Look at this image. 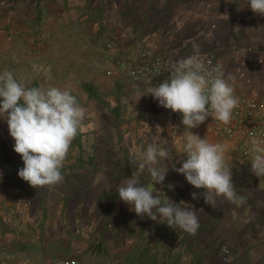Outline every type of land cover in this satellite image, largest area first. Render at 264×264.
Returning a JSON list of instances; mask_svg holds the SVG:
<instances>
[{"label":"crops","instance_id":"obj_1","mask_svg":"<svg viewBox=\"0 0 264 264\" xmlns=\"http://www.w3.org/2000/svg\"><path fill=\"white\" fill-rule=\"evenodd\" d=\"M25 1L0 0V71H12L27 87L70 90L86 116L60 182L34 188L17 175L23 164L0 167V264H209L214 246L201 244L209 233L206 218L189 234L138 216L117 195L120 182L136 170L134 150L147 146L140 140L143 126L163 123L168 131L165 124L173 119L176 144L167 148L173 159L165 160L170 175L153 187L158 194L163 189L162 202L168 187L169 200L184 201L197 213L206 204L204 189L174 170L185 159L177 145L189 134L181 114L150 94L133 101L134 93L158 82L130 77L115 59L134 60L143 48L177 60L207 51L235 97L264 99V15L252 12L245 0H108V6L105 0H76L74 6L69 0H35L39 13L31 16ZM38 21L45 38L34 42L29 33ZM34 64L46 71L36 73ZM99 116L114 125V134L107 135L106 126L99 138L92 133ZM190 131L225 151L244 201L229 215L239 209L245 218L264 220V176L251 171L252 146L243 153L210 119ZM140 180L151 184L147 172Z\"/></svg>","mask_w":264,"mask_h":264},{"label":"clouds","instance_id":"obj_2","mask_svg":"<svg viewBox=\"0 0 264 264\" xmlns=\"http://www.w3.org/2000/svg\"><path fill=\"white\" fill-rule=\"evenodd\" d=\"M244 4L252 12L264 15V0H245ZM32 67L36 73L46 71L42 65ZM203 69L199 54L173 60L167 79L134 93L133 101L150 94L160 106L181 114V124L189 134L177 145V153L183 154L185 159L174 170L194 188L204 189L206 203L213 206L217 197H223L243 204L233 186L231 167L227 166L223 147L190 131L208 117L228 124L238 103L234 89L226 79L222 76L210 78ZM85 116L86 109L70 90L54 85L27 87L12 71H0V120L6 123L14 141L13 150L23 162L17 175L30 186L54 185L62 180L63 162L72 140L84 131ZM169 135L176 136L177 133L170 130ZM251 145V171L257 177L264 176V143L253 137ZM134 155L138 160L136 170L118 185L119 199L138 216H147L170 228L195 234L199 217L193 206L168 198L162 202L153 191V183L165 179L168 171L165 160L171 161L172 152L157 143H148L146 147L134 150ZM145 172L151 178V187L141 183L140 176ZM196 196L192 193L193 199Z\"/></svg>","mask_w":264,"mask_h":264},{"label":"rangeland","instance_id":"obj_3","mask_svg":"<svg viewBox=\"0 0 264 264\" xmlns=\"http://www.w3.org/2000/svg\"><path fill=\"white\" fill-rule=\"evenodd\" d=\"M67 0H65L66 2ZM70 3H73L72 6L76 3V0H69ZM80 2V0H78ZM99 0H85V3L88 5L96 4ZM106 5L108 6V0H105ZM25 3L30 7V15L37 16L38 11L35 8V0H26ZM1 17H4V13H0ZM42 21V19H41ZM29 35L34 37L35 41H42L45 38V32L42 29L40 21L32 24ZM41 27V28H40ZM4 27H0L3 29ZM174 116L171 114V117ZM99 122L91 130L97 138L100 137L102 133V127L106 126L108 130L105 132L107 135H112L115 132L110 128L113 127L112 123H109V120L105 117H98ZM106 120L105 123L103 121ZM100 121L102 123L100 124ZM174 122L173 119H170L165 124V128L168 131H163V123H148L143 126L141 132L140 140L148 143H162L166 148H173L176 144L175 137L169 135L170 130L173 129ZM162 129V131H161ZM176 131V130H175ZM182 135L183 130H181ZM98 142H103L99 140ZM13 139L9 136L7 125L3 120H0V167L7 166V168L16 169L18 164H23L21 157L18 153H15L13 150ZM88 147V146H87ZM173 159V157H172ZM171 159V160H172ZM166 161H169L166 159ZM5 168V167H4ZM20 168V167H19ZM170 173H166L168 177ZM168 179V178H167ZM151 187V184L150 186ZM153 191L159 195L160 198L163 197L162 190H159L154 186ZM173 189L166 187L164 189V198L169 199V196L172 195ZM238 207V204L233 203L224 199L223 197H217L215 204L212 206L208 203L203 204L201 209L198 210L197 216L201 218H206L205 222L208 225L206 227V233L209 231L207 236H203L202 245L214 246V249L210 253L209 264H264V220L248 219L245 218V213L238 209V213H231L232 209ZM200 221V220H199ZM227 224V225H226ZM238 225V227L236 226ZM235 226L237 228H235ZM228 245L230 252L228 255L227 261H222L220 253V245ZM205 255V252H202Z\"/></svg>","mask_w":264,"mask_h":264},{"label":"built area","instance_id":"obj_4","mask_svg":"<svg viewBox=\"0 0 264 264\" xmlns=\"http://www.w3.org/2000/svg\"><path fill=\"white\" fill-rule=\"evenodd\" d=\"M115 43H110L114 45ZM204 64L203 71L208 73L210 78L222 76L226 79L225 72L214 58L207 51H198ZM177 60L171 53H159L149 48H143L134 60L115 59V63L130 77L141 79L147 82L156 80L158 83L167 79L170 65ZM237 105L233 109L231 121L224 124L212 117H208L213 127L233 141L236 147L246 153L251 145V138L256 137L264 143V99L255 97L238 96ZM230 249L228 245H220L222 261H227Z\"/></svg>","mask_w":264,"mask_h":264}]
</instances>
